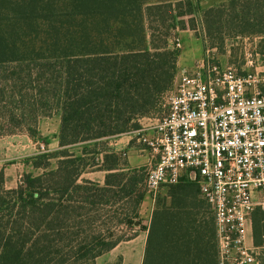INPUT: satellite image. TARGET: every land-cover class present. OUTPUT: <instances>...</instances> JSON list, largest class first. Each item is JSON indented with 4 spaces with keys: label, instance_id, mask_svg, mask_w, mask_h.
Masks as SVG:
<instances>
[{
    "label": "trees",
    "instance_id": "trees-1",
    "mask_svg": "<svg viewBox=\"0 0 264 264\" xmlns=\"http://www.w3.org/2000/svg\"><path fill=\"white\" fill-rule=\"evenodd\" d=\"M218 1L0 0V115L34 137L41 116L61 117L59 149L29 161L41 173L14 188L0 173V264H98L129 239L96 234L87 220L125 199L139 215L145 169L129 168L108 141L140 129L174 88L181 50L172 31L196 30L199 14L205 51L223 53L228 36L264 35V0ZM90 168L106 171L103 184L82 179ZM253 230L262 245L260 207ZM143 264H220L215 215L195 178L170 185L154 209Z\"/></svg>",
    "mask_w": 264,
    "mask_h": 264
},
{
    "label": "built area",
    "instance_id": "built-area-1",
    "mask_svg": "<svg viewBox=\"0 0 264 264\" xmlns=\"http://www.w3.org/2000/svg\"><path fill=\"white\" fill-rule=\"evenodd\" d=\"M175 47H182L179 38ZM214 51L179 71L153 135L133 132L153 152L147 190L195 178L215 215L220 264H253L248 224L264 208V75L252 52L247 65L254 70L242 73ZM39 151L49 152L44 145Z\"/></svg>",
    "mask_w": 264,
    "mask_h": 264
},
{
    "label": "rangeland",
    "instance_id": "rangeland-1",
    "mask_svg": "<svg viewBox=\"0 0 264 264\" xmlns=\"http://www.w3.org/2000/svg\"><path fill=\"white\" fill-rule=\"evenodd\" d=\"M221 1L218 0H201V4L203 7L208 8L211 6H216L220 4ZM190 17H186V20H189ZM195 20L196 24V30L191 29L190 27L186 30H183L181 28H177L172 31V35L170 37V46L175 47L176 39H180L182 42V47L179 48L181 50V54L183 53L185 57H188L186 59L187 63H182L181 66H179V71L183 67H188L189 64H194L195 60H199L204 57L206 54V51L204 50V25L202 21L201 15L197 14L196 16L192 17ZM263 34H250L245 36H228L225 39V51L224 53L222 50L218 47L215 49V53L218 56L219 61L224 65H234L240 70L242 73H246L245 70H243L246 67L247 64V58L248 53L252 52L255 55V58L257 59L258 55L260 54L259 62L264 60V54H262V51H264V39ZM209 38V37H208ZM215 42H217V45L220 44V40L218 38L215 39ZM228 63V64H227ZM257 65V64H256ZM192 66V65H189ZM178 80V76L175 80V85ZM165 113V99H160L158 107L155 109L154 114L152 116L161 117ZM60 129H61V117L58 113L54 112L50 115H43L39 119L38 124V134L32 136L29 131L27 130V127L23 125L22 127L18 128L16 125H13L9 119L8 116H1L0 115V144H6V153L7 157L9 158V161L7 162V165L14 164L18 159H15L14 157L27 154L22 161L25 164L26 171L22 173L21 178L19 179V183L23 177V175L26 172H33L34 174H39L42 172L41 169H35L32 165V163L29 161L32 160V158L35 155L29 156L28 150L31 148H35L36 152L38 150H41V145H44L45 148L48 150L50 148L49 152H54L59 149V136H60ZM37 141V144H36ZM111 139L108 141L110 143ZM137 145L144 144L141 142H136ZM28 145V147H25L23 150H20L22 146ZM74 150L79 153V148L76 147ZM4 153V152H3ZM4 155V154H3ZM57 166V160L54 159L52 161V167ZM147 165L142 166L143 169L146 168ZM11 168L8 170V173L12 176V182L15 183L18 178V172L15 166H10ZM92 169H88V171H91ZM95 171H101L98 169H94ZM143 189L146 192V196L144 198V201L141 204L140 209L138 210L139 215H135L133 212V204L128 203L125 199L122 203H120L116 208L107 210L106 213H103L102 215H92L87 220V223L90 224L92 222L91 229L98 234L100 230H111L112 232H115L118 234V237L125 235L126 238L129 237V239H126L123 242L124 249L130 248L132 250V264H143V260H141L142 255L144 254L146 241H147V235H148V229L151 224V220L153 217L154 209L158 204H160L162 201H164L165 198L169 195L170 186H165L161 190H159L157 193H150L146 186L145 182L143 183ZM132 218H135V224L131 225L128 222L125 223V219L128 216ZM115 219L114 223H111V220ZM249 226V224H248ZM133 236H136V240H134L133 243H126L127 241L131 240ZM110 254L105 253L103 256H101L98 260V264H107V258H109ZM120 258H123L122 256H119L116 260L119 261ZM123 262V259H122ZM124 264V262H123Z\"/></svg>",
    "mask_w": 264,
    "mask_h": 264
},
{
    "label": "crops",
    "instance_id": "crops-1",
    "mask_svg": "<svg viewBox=\"0 0 264 264\" xmlns=\"http://www.w3.org/2000/svg\"><path fill=\"white\" fill-rule=\"evenodd\" d=\"M264 39V36H263ZM183 46V45H182ZM204 47V46H203ZM205 50V48H204ZM264 54V53H262ZM260 54L258 57L260 58ZM257 57V65H256V70L259 71L264 75V60L259 62V58ZM188 57H185V55L182 53L180 55L179 61H178V67L182 65V63H187L188 61L186 60ZM196 62V60H195ZM194 62V63H195ZM189 63V62H188ZM228 64V63H227ZM193 65V64H189ZM188 65V66H189ZM224 65V64H223ZM225 66V65H224ZM246 71L254 70L251 69L247 64L246 67L243 69ZM263 91H264V84H263ZM160 117L154 116H149V117H142L139 119L141 128L140 129H145V133L149 134L150 136L153 135V130L151 127L155 125L159 121ZM140 142L139 136L136 132H128L124 133L122 135H119L117 137H114L110 141V146L114 149V151L118 153H123L125 160L127 161V166L129 168H142L144 165H149L151 161L153 160V152L152 150L146 145V144H140L137 145L136 142ZM1 143V142H0ZM142 143V142H141ZM37 144V141H36ZM6 144H0V173L4 171L5 174V179H6V186L10 188L17 187L19 184V179L22 176V173L26 171V166L22 159L27 155V154H22L19 156L14 157L15 159H18L14 164L7 165V162L9 161V158L7 157L6 153ZM25 147H28V145L22 146L20 150H23ZM50 151V148H48ZM29 152V156L39 154L40 151L36 152V149L31 148ZM4 152V153H3ZM4 154V155H3ZM10 166H15L18 172V178L15 183L12 182V176L8 173V170L11 168ZM106 178V171L101 170V171H86L82 175V179H87V180H92L95 182L99 183H104ZM260 194H258L259 196ZM259 208V207H258ZM262 208V207H260ZM264 210V208H262ZM255 212V211H254ZM254 214V213H253ZM253 214L250 218L249 221V226H248V244L255 249V252L257 254V261L253 264H261V258H264V243L262 245H257L255 242V237H254V230H253ZM137 238V237H136ZM136 238L131 239L127 241L126 243H133ZM123 242H121L119 245H117L114 249L108 252L110 254L109 258H107L108 263L107 264H112L115 263L117 258L119 256H122L124 264H132V250L130 248L124 249L123 247ZM145 253V250H144ZM107 254V253H106ZM103 256V255H102ZM100 258V257H99ZM98 258V260H99ZM144 259V254L142 255L141 260ZM97 260V263H98Z\"/></svg>",
    "mask_w": 264,
    "mask_h": 264
}]
</instances>
